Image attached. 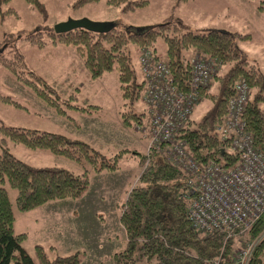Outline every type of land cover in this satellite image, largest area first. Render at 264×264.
I'll return each mask as SVG.
<instances>
[{"label": "trees", "instance_id": "trees-1", "mask_svg": "<svg viewBox=\"0 0 264 264\" xmlns=\"http://www.w3.org/2000/svg\"><path fill=\"white\" fill-rule=\"evenodd\" d=\"M6 1L0 0V18L6 14L16 15L12 5L3 6ZM24 1L44 17L41 0ZM86 1L90 0H70L69 6L76 8ZM106 1L119 4V9L125 12L146 0ZM263 3L260 0L258 6H263ZM41 32L39 29L30 30L23 33V37L36 44L48 38L73 46L90 75L115 69L121 95L126 98L122 102L124 107L120 109L123 122L126 114L132 113L138 121L144 113V110L134 112L131 108L132 101L141 92L143 81L137 78L127 43H132L137 49L147 47L154 57L159 58L156 53L159 39L163 44V55L159 59L168 67L170 82L180 90H185L188 85L191 54L210 57L218 65L224 64L221 72H213L210 76L215 82L212 91L201 86L197 88L200 94L208 97V107L194 122L187 119L174 135L181 138L185 150L198 162L214 159L225 166L235 163L236 153L226 149L227 141L216 126L225 115L226 99L232 93L235 77L240 74L250 87L241 112L244 127L250 132L253 144L264 148V73L246 58L236 44L238 38L248 36V33L216 28L192 30L180 17L170 15L137 31L113 24L106 31L76 26L54 32L51 26H45L42 32L44 39ZM12 34L8 31L0 38L1 64L57 110L64 112V105L89 109L87 105L72 103L70 95L59 98L40 75L23 68L22 55L16 45L13 41L5 42ZM5 48L6 55L3 53ZM8 142L47 148L80 162L86 161L94 169L113 167L115 155L107 157L85 140L61 132L0 123V264H75L79 258L76 250L49 255L41 244L35 243L31 255L21 245L24 232L12 229L13 214L3 182L14 188L16 209L25 210L50 198L79 196L88 182L87 167L72 172L60 165H32L16 157L9 150ZM161 145L149 146L147 153L134 150L142 164L137 183L126 190L121 202L118 219L123 228L124 242L112 253L114 264H233V242L241 235L254 241L244 264H264V208L247 227L231 235L214 228H194L186 213L184 172L180 165L167 158L160 149ZM48 248L54 252L52 245Z\"/></svg>", "mask_w": 264, "mask_h": 264}, {"label": "rangeland", "instance_id": "rangeland-1", "mask_svg": "<svg viewBox=\"0 0 264 264\" xmlns=\"http://www.w3.org/2000/svg\"><path fill=\"white\" fill-rule=\"evenodd\" d=\"M41 1L44 17L24 0L4 2L3 6L10 4L14 7L16 15L6 14L0 18V38L11 31L13 34L5 42L13 41L16 45L24 62L22 67L40 75L59 98L70 95L72 103L87 105L89 109L64 105V112L57 110L0 63V123L81 138L107 157L114 154L115 163L111 168L94 169L86 161L80 162L47 148L8 142L9 150L29 164L60 165L72 172H79L85 166L88 176L87 185L79 196L50 198L25 210L16 209L13 204L14 188L4 181L13 214V231L19 229L24 232L20 243L31 255L33 244L39 243L49 255L76 250L79 258L75 264H114L112 253L124 242L123 228L118 219L121 202L126 190L137 183L136 177L142 164L137 152L147 153L150 148L147 114L144 111L138 121L132 113L126 114L125 121H122L120 109L124 107L122 102L126 98L121 95L114 68L103 70L99 75H90L73 46L48 38L41 44L31 43L23 37V33L36 29L43 32L45 26L66 17L108 19L116 26L137 31L165 15L178 16L192 30L216 28L250 32L248 36L238 38L236 44L246 58L264 72V5L258 6L260 0H146L122 12L119 4L106 0L86 1L76 8L69 6L70 0ZM42 32L40 36L44 39L46 37ZM127 48L137 78H142L137 61L141 46L137 49L132 43H127ZM162 49L163 44L158 39L156 53L159 58L163 55ZM3 53L6 55V48ZM195 55L191 54L189 59ZM204 59L210 74L201 87L212 91L215 82L210 76L213 72H221L225 65L213 63L210 57ZM239 78L245 81L239 74L233 84ZM245 83L249 94L250 87ZM142 90L143 85L138 97L132 101L134 112H142L145 108L141 99ZM197 93L187 118L191 122L197 120L210 103L206 95L198 90ZM234 240L232 255L247 243L252 246L254 242L243 235ZM49 245L53 246L54 252L49 250Z\"/></svg>", "mask_w": 264, "mask_h": 264}, {"label": "built area", "instance_id": "built-area-1", "mask_svg": "<svg viewBox=\"0 0 264 264\" xmlns=\"http://www.w3.org/2000/svg\"><path fill=\"white\" fill-rule=\"evenodd\" d=\"M205 57L189 59V79L185 90L176 88L168 75L166 63L154 57L151 49L141 47L137 56L143 90L141 94L148 121V145L159 147L167 158L184 172L186 213L197 229H219L225 235L247 227L264 208V148L256 147L244 127L241 112L248 97L243 78L233 84L226 99V114L217 129L225 137L228 151L237 160L229 166L214 159L196 161L184 148L177 128L185 123L196 99L197 88L209 77ZM239 248L233 264H244L249 246ZM251 247V246H250Z\"/></svg>", "mask_w": 264, "mask_h": 264}, {"label": "water", "instance_id": "water-1", "mask_svg": "<svg viewBox=\"0 0 264 264\" xmlns=\"http://www.w3.org/2000/svg\"><path fill=\"white\" fill-rule=\"evenodd\" d=\"M80 26L93 31H106L113 26L111 20H94L85 16L66 17L65 19L56 21L51 25L54 32H61L73 27Z\"/></svg>", "mask_w": 264, "mask_h": 264}, {"label": "crops", "instance_id": "crops-1", "mask_svg": "<svg viewBox=\"0 0 264 264\" xmlns=\"http://www.w3.org/2000/svg\"><path fill=\"white\" fill-rule=\"evenodd\" d=\"M256 10H258V8H256V7H254ZM243 33H248V34H250V32H243ZM251 61V60H250ZM252 62V61H251ZM254 63V62H253ZM255 65V64H254ZM257 67V66H256ZM264 73V72H263ZM13 225V224H12ZM12 229H13V227H12ZM18 231H22V230H19L18 229Z\"/></svg>", "mask_w": 264, "mask_h": 264}]
</instances>
